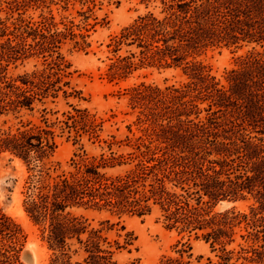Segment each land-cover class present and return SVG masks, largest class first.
Returning <instances> with one entry per match:
<instances>
[{
  "label": "trees",
  "instance_id": "trees-1",
  "mask_svg": "<svg viewBox=\"0 0 264 264\" xmlns=\"http://www.w3.org/2000/svg\"><path fill=\"white\" fill-rule=\"evenodd\" d=\"M28 1L0 0V116L33 110L36 102L57 96L65 76L58 49L67 36H76L72 27L58 31L54 16L14 17ZM163 4L162 16L140 14L110 43L115 52L124 46L137 50H127L109 65L110 79L142 65L180 67L190 79L179 86L142 83L129 88L142 125L141 134L129 142L131 151L76 153L70 167L59 171L49 161L58 146L55 123L45 118L44 125L22 124L0 135V154L20 158L33 171L24 209L43 231L53 254L50 264H120L115 255L136 241L133 231L111 241L107 232L113 228L105 225L109 220L94 226L78 209L144 216L155 207L168 228L220 245L224 262L218 264H229L234 251L226 246L237 236L244 264H264V51L239 56L238 67L223 83L199 56L209 47L237 46L242 40L224 21L227 7L221 0ZM256 10L264 16V4ZM263 40L259 34L248 42ZM36 55L45 58L43 68L10 75L12 64ZM249 194L257 205L248 211H214L221 201L236 202ZM23 245L19 224L0 213V264H21ZM160 264L194 263L181 253Z\"/></svg>",
  "mask_w": 264,
  "mask_h": 264
},
{
  "label": "rangeland",
  "instance_id": "rangeland-1",
  "mask_svg": "<svg viewBox=\"0 0 264 264\" xmlns=\"http://www.w3.org/2000/svg\"><path fill=\"white\" fill-rule=\"evenodd\" d=\"M221 2L223 9L227 7L224 11L229 14L224 21L241 33L242 40L237 46L209 47L199 59L210 66L212 74L226 83L227 73L238 67L239 56H245L253 49L264 51V42L263 46L248 42L259 34L264 37V16L256 10L264 4V0ZM2 7L7 11L6 2ZM163 7V0H30L22 4L19 10L14 11V17L38 20L40 16H54L58 31L66 33L69 31L67 28L72 27L76 36H67L58 49L63 58L61 68L65 76L60 81L62 89L57 96L48 97L45 103L36 102L33 110L22 109L0 116V135L22 124L44 125L45 118L55 123L58 146L49 161L53 169L56 167L59 171L70 167L76 153L100 155L105 152L109 155L111 151H131L129 142L133 144L134 137L141 134L142 125L138 120L140 108L132 103L129 88L142 83L159 87L179 86L190 79L182 68L165 65H142L123 78L110 79L107 75L109 65L118 56L127 55V50L137 51L134 47L124 46L115 52L110 43L140 14L152 11L162 16ZM4 16L5 11L2 13ZM44 59L42 55H36L18 61L11 65L9 73L16 76L43 68ZM65 82L69 84L65 85ZM206 107L207 103L201 104V108ZM206 114L203 110L201 115ZM32 173L20 158L7 152L0 154V213L6 214L21 227L24 242L19 253L21 264H50L53 254L43 231L31 221L24 209ZM254 204L255 199L249 194L246 199L236 202L221 201L214 211L229 207L248 211ZM77 212L88 217L94 226L109 220V224L105 225L113 228L107 232L111 241L119 239V233L134 232L137 236L134 244L115 255L120 264H160L164 257H180L181 253L185 260L194 264L210 260L217 264L224 262V251L220 245L213 247L202 236L168 228L158 207L144 216L82 208ZM121 226H125V230H120ZM240 240L237 236L236 242L226 246L227 250L234 251L229 264H244V259L239 258L237 243Z\"/></svg>",
  "mask_w": 264,
  "mask_h": 264
},
{
  "label": "bare ground",
  "instance_id": "bare-ground-1",
  "mask_svg": "<svg viewBox=\"0 0 264 264\" xmlns=\"http://www.w3.org/2000/svg\"><path fill=\"white\" fill-rule=\"evenodd\" d=\"M20 211H23V210H20Z\"/></svg>",
  "mask_w": 264,
  "mask_h": 264
}]
</instances>
